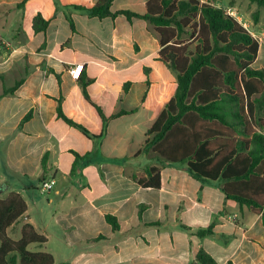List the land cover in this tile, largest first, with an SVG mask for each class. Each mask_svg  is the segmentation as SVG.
<instances>
[{"label": "crops", "instance_id": "1", "mask_svg": "<svg viewBox=\"0 0 264 264\" xmlns=\"http://www.w3.org/2000/svg\"><path fill=\"white\" fill-rule=\"evenodd\" d=\"M99 1L0 0V199L16 193L28 207L8 236L18 241L32 226L47 242L29 250L50 254L55 264H202L200 251L217 264H264L262 215L227 199L220 180L196 178L187 163L145 151L177 75L159 60V35L147 21L101 20L74 9ZM149 1L115 0L112 11L143 15ZM201 1L236 16L259 43L252 67L264 69V8L249 0ZM38 15L50 22L46 31L34 30ZM79 64L74 79L69 70ZM18 82L14 94L2 96ZM59 100L90 137L58 117ZM147 166L159 168V189L132 179ZM49 178L56 184L43 193ZM31 188L41 192L38 214ZM107 215L117 218L118 231ZM211 226L213 234L199 235Z\"/></svg>", "mask_w": 264, "mask_h": 264}, {"label": "trees", "instance_id": "2", "mask_svg": "<svg viewBox=\"0 0 264 264\" xmlns=\"http://www.w3.org/2000/svg\"><path fill=\"white\" fill-rule=\"evenodd\" d=\"M114 1L100 0L93 7L74 9L101 20L125 15L129 21H147L159 35V60L177 75L175 95L149 130L145 151L168 162L187 163L196 178L220 180L227 199L262 215L264 225V69L252 67L258 41L237 18L210 1L150 0L143 15L113 12ZM249 1L264 8V0ZM67 17L75 30L71 15ZM49 23L38 15L34 30L46 31ZM21 84L6 89L2 96L14 94ZM87 84L84 93L90 100ZM97 109L106 129L108 119ZM57 114L69 126L91 136L65 115L61 100ZM31 116L29 113L22 123ZM76 157L77 161L83 158ZM75 168L76 163L72 172ZM132 179L145 188L159 189L162 184L160 170L154 166L133 174ZM27 209L16 193L0 199V264H55L50 254L29 250L47 242L32 226L23 228L18 241L8 236V229L25 218ZM106 219L115 232L119 230L117 218L107 215ZM211 234L212 226L199 232L201 237ZM198 261L217 264L204 251L198 254Z\"/></svg>", "mask_w": 264, "mask_h": 264}, {"label": "built area", "instance_id": "3", "mask_svg": "<svg viewBox=\"0 0 264 264\" xmlns=\"http://www.w3.org/2000/svg\"><path fill=\"white\" fill-rule=\"evenodd\" d=\"M232 16H234V15H232ZM234 17L236 18V16H234ZM83 67H84V65L79 64V65H75L73 68H71L69 70V73L72 76V78L78 79L81 76ZM55 184H56L55 179L49 178V179L43 180L41 182L40 189L43 193H48L53 189Z\"/></svg>", "mask_w": 264, "mask_h": 264}, {"label": "rangeland", "instance_id": "4", "mask_svg": "<svg viewBox=\"0 0 264 264\" xmlns=\"http://www.w3.org/2000/svg\"><path fill=\"white\" fill-rule=\"evenodd\" d=\"M4 149L0 150V161L2 160L1 154L3 153ZM1 164V163H0ZM1 174V172H0ZM37 184V183H36ZM36 188H31L30 190L32 191L33 197L29 199L30 201V206H31V211L33 214H38L41 212V192H35ZM34 191V192H33ZM45 195V194H44ZM12 234V233H11ZM12 236H15L12 234Z\"/></svg>", "mask_w": 264, "mask_h": 264}, {"label": "water", "instance_id": "5", "mask_svg": "<svg viewBox=\"0 0 264 264\" xmlns=\"http://www.w3.org/2000/svg\"><path fill=\"white\" fill-rule=\"evenodd\" d=\"M42 179H43V177H42Z\"/></svg>", "mask_w": 264, "mask_h": 264}]
</instances>
